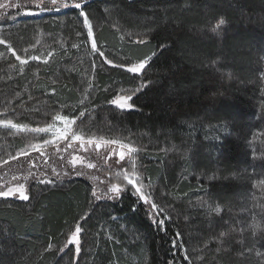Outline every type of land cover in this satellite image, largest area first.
I'll list each match as a JSON object with an SVG mask.
<instances>
[{
  "label": "trees",
  "instance_id": "trees-1",
  "mask_svg": "<svg viewBox=\"0 0 264 264\" xmlns=\"http://www.w3.org/2000/svg\"><path fill=\"white\" fill-rule=\"evenodd\" d=\"M81 2L99 50L123 64L155 52L146 69L130 74L92 53L79 9L22 17L40 9L0 8V34L18 54L25 55L23 48L29 55L53 53L47 65L31 61L20 75L0 45V112L36 126L54 111L75 116L85 110L83 125L77 121L85 133L127 138L142 150L182 145L180 164H169L161 150L141 151L135 160L146 188L166 178L171 219L162 227L154 222L131 186L119 198L97 201L86 179L51 171L54 153L48 164L34 153L31 171L53 183L30 177L28 201L0 198V264H188L174 242L192 264L195 253L200 264H264V231L253 235L251 227L264 228V190L253 186L264 178V0ZM220 19L225 23L213 32ZM139 38L147 43H135ZM145 82L131 109L108 103L120 89ZM26 143L23 133L0 128V158ZM177 167L184 174L177 176ZM27 170L23 160L13 161L0 176ZM193 200L204 213L186 207ZM216 206L220 213L211 210ZM76 223L83 229L79 255L74 245L59 252L63 233ZM49 243L53 250L45 251Z\"/></svg>",
  "mask_w": 264,
  "mask_h": 264
},
{
  "label": "snow or ice",
  "instance_id": "snow-or-ice-1",
  "mask_svg": "<svg viewBox=\"0 0 264 264\" xmlns=\"http://www.w3.org/2000/svg\"><path fill=\"white\" fill-rule=\"evenodd\" d=\"M10 6L16 8L20 7L19 4L9 5L8 3H0V8L6 9ZM35 6L41 11L53 9L58 11L60 9L66 8L79 9V15L83 17V24L87 28V36L91 40V52L98 53L101 57H105L104 63L110 65L113 68H122L127 73L140 75L146 69L153 56L156 55L155 52H152L150 55H146L145 57L131 64L116 63L114 60L108 59L105 56V53L99 50L97 42L93 38V25L89 18V14L84 10V4L81 2V0H38ZM224 23L225 21L220 19L218 22H216L211 30L213 32H217ZM121 39H123V37H121ZM134 42L143 45L147 43V40L139 38ZM39 43L40 41L37 40L36 44ZM0 45H3L7 52L11 53V56L14 57L15 61L18 62L11 64L10 67L20 75L25 74L31 61H39L47 65L49 63V59L53 56L52 52H48L46 57H41L34 54L29 55V48L21 49L25 55H20L13 45L3 36V34H0ZM35 46L36 45L33 44L30 47L35 49ZM72 47L75 48L78 47V45L73 44ZM4 56L5 53L0 52V59H3ZM146 86L147 83L145 82L131 89H120V91L115 94L113 98L108 101V103L120 110L131 109L133 105L129 103V101L133 99L137 92ZM52 94H55L54 88L52 89ZM81 103H83V101H81ZM85 114V110L79 111L78 115L75 116L62 114L60 111H54L50 121H46L43 125L32 126L29 123L14 121L13 119L6 118V111L0 112V116H5L4 119H0V128L10 130L13 135L21 133L27 134V143L23 148L14 154L10 153L4 158H0V168L10 164V162H20L23 160L26 163L28 169L26 174L23 176H18L17 174L12 173L10 179L7 180L5 177H8V172H5L4 176H0V198L15 197L21 201H28L30 196L29 187L26 182L30 177L35 178L40 184L53 183L51 180H45L36 176V173L31 171V169L36 168V164L31 160L32 155L34 153H38L41 158L48 157V159L43 160L44 164H48L53 153L60 154L63 152H68L69 149L73 148L74 144H78L79 149L84 152H87L90 147L94 148L97 152H99L101 149H104L105 155L103 159L105 160V163H107V160L111 159L113 156H117L118 160L116 163L125 161L127 158V163L129 165L125 166L124 164H121L120 169L114 174L118 182H110L106 190L101 192L97 187H93L91 191L92 197H94L97 201L101 199L119 198L120 194L126 191L128 186H131V189L134 190V194L138 196V199L149 207L150 213L153 215L154 222L162 227L166 220H170L171 217L165 213V209L161 205L155 202L151 193L145 191V188L148 185L144 183L135 162L137 154L140 153L142 149L135 143L130 142L127 138H107L103 135L85 133L83 127L81 126L84 123L82 118L85 116ZM78 120L81 121V125H77ZM61 145H63V147H61ZM49 149L52 151L50 152ZM69 155L71 158L67 159L66 163L72 167L75 174L78 176L85 175L84 171L77 170L76 166L78 164L86 169L97 168L95 163L86 161L83 156L73 155L71 153ZM58 159L63 161L66 158L63 155H58ZM51 171L57 176L60 175V172H58L56 168H52ZM64 175L67 176L69 173L64 172ZM89 178L93 181L98 179V177L91 174H89ZM101 183H103V181H101ZM253 186L264 190V178L256 180ZM211 210L215 213H220L221 211L219 206H216ZM156 217H159V219H156ZM84 218L86 219L87 217ZM251 227L253 229V235H255L257 231H264V228H262L261 224L259 223H253ZM82 230L81 224L76 223L74 230L70 231L65 243L58 248V251L62 253L64 252L65 248L69 247L70 245H74L75 252L77 255H79L80 233ZM176 235L179 239L180 234L177 233ZM224 235L225 233L223 232L220 234L221 237ZM222 242L223 241L221 240V243ZM174 246L183 247V245L176 244L175 242ZM207 246V243H205L204 247ZM52 250L53 245L49 243L46 246L45 251ZM256 255L261 256L262 254L258 251ZM184 258L188 260V264H192V261L187 255H185ZM199 259H203V257H199Z\"/></svg>",
  "mask_w": 264,
  "mask_h": 264
},
{
  "label": "rangeland",
  "instance_id": "rangeland-1",
  "mask_svg": "<svg viewBox=\"0 0 264 264\" xmlns=\"http://www.w3.org/2000/svg\"><path fill=\"white\" fill-rule=\"evenodd\" d=\"M81 1H84V0H81ZM37 2H38V0H22V1H20V0H0V3H8L9 5L19 4L20 7H18V8L12 7L13 9L19 10V11H21L23 9H28V8H36L35 5ZM10 8H11V6L9 7V9ZM67 9H69V8L60 9L58 11L55 9L53 11L27 10V11H22L20 13V16H22V17H33V16H41V15H50L51 13L57 14V13H60L64 10H67ZM29 13H33V14H29ZM85 30L87 33L86 27H85ZM0 31H1V26H0ZM93 32H94V30H93ZM87 41L89 43H91V40L89 38L87 39ZM24 135L27 136V134H24ZM61 147H63V145H61ZM165 147H166V145L159 146V144L157 146H154L153 148L150 145H146L143 148L142 152L146 151V153H152L151 151L155 150V152L157 153L158 150H161V153L165 155V159L169 162V164H172V165H173V163L174 164H180L182 161V157H184L183 156V152H184L183 146L182 145H178V146L177 145H170L169 148H165ZM70 153L73 155L83 156L86 161L95 163L97 165V168L86 169V168H83L81 165L78 164L76 166L77 170L84 171L85 175H79V176L76 175L74 170L72 169V167L66 163V160L71 158V156L69 155ZM58 155H63L66 159L63 161L58 160L56 158V154L54 153V160L56 162L53 163L52 168L54 167V168L59 169V172L61 175H64V172H68L69 175H67V176L80 177V178L86 179L90 183L92 189H93V187H97L101 192L106 190V188L109 186L110 182H118L116 180L115 175H114L115 172L118 170L117 167H119V166H121V164H124L127 162V160H125V161H122L120 163H116V161L118 160V157L113 156L111 159L107 160V163H105V160L103 159V157L105 155L104 149H101L99 152H97L94 148L90 147L87 152H84V151H81L79 149L78 144H74L73 148L69 149L68 152H63V153H60ZM61 165H63V166H61ZM174 170H176L177 176H181V172H182L181 168L179 169V167H177ZM103 171H104V173H102ZM89 174L95 175L96 177H98V179L96 181L91 180L89 178ZM182 174H184V173L182 172ZM108 175H109V177H108ZM111 175L113 176L112 178H111ZM168 175L166 174V177H168ZM101 181H103V183H101ZM165 181H166V178H165ZM165 181L162 182L163 187L158 185L157 183H155V185H152L151 188H149V187L145 188V191L151 193L152 198L155 200V202L157 204L161 205L165 209L166 213H170L169 209H171V208L167 207V205H166V201H167V199H169V194H168V192L167 193L165 192L166 191L165 186L167 185L165 183ZM133 192H134V190H133ZM136 197L138 199L137 195H136ZM140 202L143 203L142 201H140ZM196 203H197V201L193 200L191 203H188L186 207H188V209H190L191 206H194L193 207V208H195L194 210L199 211L200 214L204 213L205 210L202 207H198ZM183 210H184V212H186V209H183ZM191 210H193V209H191ZM72 230H74V228H73V226H70L63 233V236H62L60 241L64 242L67 239L68 234ZM94 239L95 238L93 235L91 240H94ZM182 252H183L184 257H185L186 251L183 247H182ZM191 255L193 257L194 262L196 264H200V260H201V259H199L200 256H198L197 253H195L194 255L193 254H191ZM63 264H70V262L64 261Z\"/></svg>",
  "mask_w": 264,
  "mask_h": 264
}]
</instances>
